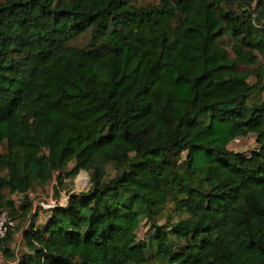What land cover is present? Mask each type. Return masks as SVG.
Returning <instances> with one entry per match:
<instances>
[{
	"label": "trees",
	"instance_id": "16d2710c",
	"mask_svg": "<svg viewBox=\"0 0 264 264\" xmlns=\"http://www.w3.org/2000/svg\"><path fill=\"white\" fill-rule=\"evenodd\" d=\"M253 3L0 0V213L27 218L30 191L72 163L66 177L88 172L92 185L25 231L19 264H264V103H250L264 66L240 69L264 65V1ZM89 29L90 47L113 49L69 45ZM251 135L252 157L228 150ZM171 151L188 152L183 171ZM170 203L189 216L173 233L157 219ZM144 221L154 233L139 242ZM19 226L0 238L8 261Z\"/></svg>",
	"mask_w": 264,
	"mask_h": 264
},
{
	"label": "rangeland",
	"instance_id": "374dc122",
	"mask_svg": "<svg viewBox=\"0 0 264 264\" xmlns=\"http://www.w3.org/2000/svg\"><path fill=\"white\" fill-rule=\"evenodd\" d=\"M133 6L139 8H146L149 6H158L161 4V0H127ZM264 0H254L253 8L257 6V4ZM92 38V30L89 29L84 32L79 37L70 41L69 45L77 48L88 49L89 50H97L99 52H106L113 49L111 43H108V48H103L99 45L96 48L90 47V42ZM223 47H225L233 56L232 46L234 44L232 38L229 35H225L223 39L220 41ZM263 59L259 57L258 60L253 63L251 66L247 67L244 65L240 66L242 71H256L263 67ZM251 84H256V77H252L250 80ZM251 104H262L264 103V91L258 92L254 95L251 100ZM229 151L234 153L242 154L247 157H252L259 149L257 145V136L251 135L248 138H242L235 140L229 144L227 147ZM7 152L6 146L0 147V155ZM161 153H156L152 156L155 159L162 158ZM169 156L174 161L178 171H183L185 166L189 161L188 152H178L171 151ZM75 163H72L66 170V172L62 174H57L55 178L46 186L34 187L29 195L30 202L32 203V211L30 215L24 220L17 222L20 229V232L17 233L15 243L13 249L16 255L19 257V261H21L26 254H29V249L27 247V242L24 239L25 231H31L32 226L35 228H39L45 222H47L49 216L51 215V209L56 206L67 208L73 196H76L83 201L81 195L88 194L91 190V177L90 173L82 172L75 180L67 178L66 175L74 169ZM108 180H112L115 178L118 173L111 167L107 168ZM1 175L6 176V171H2ZM83 176V177H82ZM85 176V177H84ZM82 179V182L88 180V184L86 186H81V182L79 180ZM62 182V184H61ZM6 193H8L6 191ZM13 199L18 203L20 207V211L22 206L24 205L22 199L18 196H14ZM188 215H181L180 213L175 212V206L173 203L168 204L163 207L157 216L158 224L161 226H166L169 228L170 233H173V228L179 223L180 220L188 218ZM154 229L149 221H144L141 224L140 229L137 232L139 242L148 241L149 238L153 235ZM176 235H173V239L175 240L177 251H182L187 245L184 242L178 241L176 239ZM152 259V258H151ZM153 260V259H152ZM12 261H8L0 252V264H11ZM15 264H18L16 262Z\"/></svg>",
	"mask_w": 264,
	"mask_h": 264
},
{
	"label": "built area",
	"instance_id": "2783aa9c",
	"mask_svg": "<svg viewBox=\"0 0 264 264\" xmlns=\"http://www.w3.org/2000/svg\"><path fill=\"white\" fill-rule=\"evenodd\" d=\"M22 197V195H20ZM58 206H56L53 209H56ZM51 209V210H53ZM18 223L17 221L11 217L10 213L8 211H2L0 213V238L5 240L8 235L9 232L12 229H15L17 227Z\"/></svg>",
	"mask_w": 264,
	"mask_h": 264
},
{
	"label": "bare ground",
	"instance_id": "6f19581e",
	"mask_svg": "<svg viewBox=\"0 0 264 264\" xmlns=\"http://www.w3.org/2000/svg\"><path fill=\"white\" fill-rule=\"evenodd\" d=\"M83 177V176H82ZM85 177V176H84ZM79 182H81V186H86L88 184V180L87 181H84L82 182V179L79 180Z\"/></svg>",
	"mask_w": 264,
	"mask_h": 264
},
{
	"label": "crops",
	"instance_id": "0c3cea01",
	"mask_svg": "<svg viewBox=\"0 0 264 264\" xmlns=\"http://www.w3.org/2000/svg\"><path fill=\"white\" fill-rule=\"evenodd\" d=\"M18 197H20L22 200H24L26 196H22V197H21V196H18ZM17 206H18V203H17ZM13 247H14V246H13ZM11 264H12V263H11Z\"/></svg>",
	"mask_w": 264,
	"mask_h": 264
},
{
	"label": "water",
	"instance_id": "95a60500",
	"mask_svg": "<svg viewBox=\"0 0 264 264\" xmlns=\"http://www.w3.org/2000/svg\"><path fill=\"white\" fill-rule=\"evenodd\" d=\"M14 250V249H13ZM18 257V256H17ZM16 262H18V264L20 263V261H19V257H18V260L16 261ZM16 262H13L12 264H15Z\"/></svg>",
	"mask_w": 264,
	"mask_h": 264
}]
</instances>
